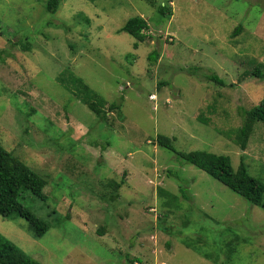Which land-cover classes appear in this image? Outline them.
<instances>
[{"label":"rangeland","instance_id":"374dc122","mask_svg":"<svg viewBox=\"0 0 264 264\" xmlns=\"http://www.w3.org/2000/svg\"><path fill=\"white\" fill-rule=\"evenodd\" d=\"M47 1L0 0V144L46 177V200L21 202L50 229L0 215V236L41 264H264V207L177 155H226L264 183V125L236 142L264 99V0ZM136 16L144 43L120 32Z\"/></svg>","mask_w":264,"mask_h":264},{"label":"trees","instance_id":"16d2710c","mask_svg":"<svg viewBox=\"0 0 264 264\" xmlns=\"http://www.w3.org/2000/svg\"><path fill=\"white\" fill-rule=\"evenodd\" d=\"M61 1L62 0H48L46 11L49 14H55L59 10ZM88 1L95 3L97 0ZM149 2L154 6L152 0H149ZM157 10L162 18L170 19L172 16V10H169L166 6L158 5ZM148 31V22L139 16L130 18L120 30L121 33H127L132 36L138 43H144L150 38L147 35ZM26 50L28 51V48H26ZM158 58V52H153L149 56V60L153 62H156ZM261 75L262 74L259 70L254 72L255 77H261ZM208 80L213 81L218 85H224V82L216 75L209 76ZM72 81H74V86L78 87L77 90L79 91L80 89L79 97L88 98L89 102L87 104L93 113L102 121H106L108 113H105L100 109L102 107L100 106V102L95 100L90 89L86 87L87 84L83 83V80L81 79L79 81V79L74 78ZM62 83L65 85L64 80H62ZM110 108L117 109L118 106L112 105ZM257 123L264 125V99L258 106L253 107L246 113L241 127L236 131V142L242 151L246 149L248 140ZM158 144L175 152L172 140L168 137L160 136L158 138ZM177 155L187 163L205 172L213 179L221 182L250 204L264 207V183L259 179L252 177L243 162L237 169H234L231 158L226 155H218L206 151H194L186 154L177 153ZM47 185L48 181L46 177L29 168L24 162L13 156L12 153L5 150L0 144V215L4 218L17 216L26 220L32 228L33 235L36 239H41L49 231L50 227L46 222L37 218L22 204L21 196L25 192H30L40 200L45 201L46 195L44 189ZM160 193L165 195L163 190H160ZM182 194L185 195L184 192H182ZM172 196L175 197L174 195ZM100 233H103V231ZM197 240L198 243H200L202 238ZM238 241L239 238L237 237L235 241L226 243L228 249L227 261L232 260L231 257L236 252L234 242L238 243ZM185 245L188 248L192 247V244L189 242H185ZM203 255L211 258L210 254L203 253ZM215 261L217 262L218 260ZM0 264L41 263L32 259L15 244L0 236Z\"/></svg>","mask_w":264,"mask_h":264}]
</instances>
